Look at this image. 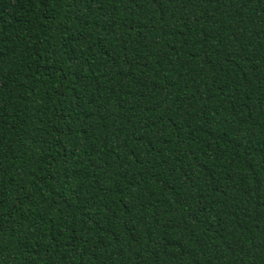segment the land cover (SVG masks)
<instances>
[{
  "label": "trees",
  "instance_id": "16d2710c",
  "mask_svg": "<svg viewBox=\"0 0 264 264\" xmlns=\"http://www.w3.org/2000/svg\"><path fill=\"white\" fill-rule=\"evenodd\" d=\"M0 264H264V0H0Z\"/></svg>",
  "mask_w": 264,
  "mask_h": 264
}]
</instances>
